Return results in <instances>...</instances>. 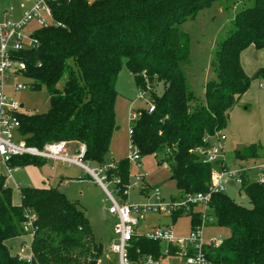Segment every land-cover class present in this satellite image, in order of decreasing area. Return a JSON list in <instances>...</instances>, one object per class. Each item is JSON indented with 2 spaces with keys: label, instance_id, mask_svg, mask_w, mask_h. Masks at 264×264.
Wrapping results in <instances>:
<instances>
[{
  "label": "trees",
  "instance_id": "1",
  "mask_svg": "<svg viewBox=\"0 0 264 264\" xmlns=\"http://www.w3.org/2000/svg\"><path fill=\"white\" fill-rule=\"evenodd\" d=\"M217 0H48L54 24L35 27L38 47L22 51L24 75L32 88L41 85L49 95V108L41 113H20V134L28 145L64 140L85 146L84 161L107 163L113 130L117 127L114 102L116 81L123 61L138 90L149 92L153 111L133 109L136 119L130 141L141 157L153 155L157 165H167L180 193L205 192L212 163L204 162L198 149H206L213 136L225 128L228 111L247 91L251 81L264 78V67L252 77L241 64L240 54L250 45L264 47V0L238 10L225 37L217 41L211 60L212 77L203 96L195 97L180 63L189 57L190 37L178 25ZM230 1V0H228ZM161 83L160 93L155 84ZM241 161L264 159V149L249 144L234 150ZM46 160L14 156L8 168L41 164ZM230 167V165H228ZM130 163L117 162L108 172L122 184L129 179ZM248 205L224 192L211 196L207 216L229 229L222 239L223 253L209 254L213 264H264V184L243 173L238 189ZM20 205L0 177V264H28L13 255L5 241L32 235L30 264H99L103 245L92 231L83 210L54 187H21ZM202 209L190 204L170 215L172 222L188 215L191 228L200 223ZM32 216V229L25 226ZM163 245L145 237L132 239L131 259L151 254L165 257ZM169 254L176 248L168 245Z\"/></svg>",
  "mask_w": 264,
  "mask_h": 264
},
{
  "label": "rangeland",
  "instance_id": "2",
  "mask_svg": "<svg viewBox=\"0 0 264 264\" xmlns=\"http://www.w3.org/2000/svg\"><path fill=\"white\" fill-rule=\"evenodd\" d=\"M249 4H251L250 0H217L210 7L199 10L194 18H188L178 25L179 29L188 33L190 37L189 57L180 63V67L186 77L188 88L195 97L203 96L204 84L212 77L211 60L217 41L225 37L235 13ZM25 5V0H0V11L7 10L12 18L18 17L23 12ZM35 26L36 24L32 22L28 29L32 30ZM255 51L256 49L250 45L240 54V64L250 77L259 69L254 71L255 61L258 60L260 66H264V47L257 51L259 53H257V57H255ZM16 81L23 83L24 88L11 93V95L23 104L22 112L41 113L49 108V95L43 85L37 89L32 88L31 84L34 83V80L24 75H18ZM263 82V77L253 79L244 95L228 111L226 126L221 130L226 136L222 147L227 162L238 165L239 160L234 157V150L243 146L254 143L264 149V87L261 86ZM154 87L157 93L161 92V83L155 84ZM116 90L114 110L117 127L111 135L108 157L112 161L118 162L121 159H127L130 153L128 131L131 109L147 108L151 96L149 92H146L144 98H139V90L124 61L117 77ZM253 163L254 160L250 159L241 161L239 165L248 167ZM88 165L95 166L90 162ZM141 165L130 163L126 197L129 202L145 201V198L140 194V188L135 184L134 175L137 173H146V184L150 187L157 185L166 200L170 196L177 197L180 194L175 183L169 177L168 168L158 166L153 155L142 156ZM61 171L69 173L71 178L65 182L64 178H61ZM251 174L253 175V173ZM0 177L11 189L12 203L17 206L20 205L19 190L21 187L59 186V190L84 211L96 240L103 245L104 249L99 264H119L117 255L109 250V243L114 236V220L107 212L109 203L101 187L81 168L46 160L39 165L30 163L14 166L8 172L7 165L0 161ZM239 187V184L229 183L225 193L237 202L248 205L246 196L238 192ZM167 224L172 225L175 238L186 237L191 229V220L188 215H182L172 222L170 215L146 213L139 217L136 231L140 233L149 230L151 225L163 226ZM202 233L206 240L214 237L224 239L229 235V229L219 226L216 219L210 217L206 226L203 227ZM31 240L30 231H26L21 236L8 239L6 245L13 255L27 259L30 258ZM162 245L164 246V244ZM22 248H24V252L20 253ZM208 250L209 254L225 252L221 244L215 248L210 247ZM179 262L180 259L175 255H167L162 259L163 264H179Z\"/></svg>",
  "mask_w": 264,
  "mask_h": 264
},
{
  "label": "built area",
  "instance_id": "3",
  "mask_svg": "<svg viewBox=\"0 0 264 264\" xmlns=\"http://www.w3.org/2000/svg\"><path fill=\"white\" fill-rule=\"evenodd\" d=\"M30 4L23 10L17 19L12 18L7 10L0 11V161L6 164L14 156H32L45 160H52L61 164L75 165L93 178L103 190L109 205L107 212L115 217L113 225L114 236L109 243V250L118 257L119 264H163L164 257L155 258L151 254L138 259H131L129 246L132 239L145 237L164 244L163 255H175L180 259L179 264H213L207 257L208 248H215L221 244L222 239H204L202 229L206 226L210 217L206 212L211 196L216 192L226 191L229 183H243V173L246 172L249 180L264 184V159H257L250 166H228L224 158L222 143L226 139L225 134L218 132L213 136L204 135L203 141H211L206 149H198L203 161L215 166L211 169V179L208 190L205 192L180 193L177 197L165 199L158 187L151 189L145 201L129 202L127 200L128 183L122 184L118 176L109 177L108 172L117 167V162L109 160L107 163L90 167L89 162L84 161L85 146L80 145L76 152L72 153L67 148L64 140L45 143L39 149L28 145L20 134L19 114L23 106L11 93L24 88V84L16 81L18 75H24L25 61L20 57L22 51L38 47V41L29 30V24L34 22L35 27L54 24L48 0H30ZM34 27V28H35ZM25 76V75H24ZM32 85V84H31ZM264 87V82L261 83ZM146 92L139 90V98H144ZM148 111H153L154 105L150 101ZM136 112L131 109L129 135L133 133V122ZM130 153L127 157L129 163L140 166L141 155L138 149L130 141ZM11 170V168H8ZM253 173V175L251 174ZM146 173L134 175L135 184L143 188ZM190 204H198L202 209L201 221L195 224L186 237L175 238L172 225H156L144 233H137L136 227L139 217L146 213L167 214L178 211ZM25 226L32 229V216L27 218ZM168 245L176 248L174 254H169ZM19 258L23 259L21 256ZM30 264V258L23 259Z\"/></svg>",
  "mask_w": 264,
  "mask_h": 264
},
{
  "label": "crops",
  "instance_id": "4",
  "mask_svg": "<svg viewBox=\"0 0 264 264\" xmlns=\"http://www.w3.org/2000/svg\"><path fill=\"white\" fill-rule=\"evenodd\" d=\"M26 1V5H25V8L31 3L30 2V0H25ZM88 1H93V0H88ZM24 8V9H25ZM23 9V10H24ZM22 14V13H21ZM21 14L18 16V17H13L14 19H17V18H19L20 16H21ZM251 46H253V45H251ZM254 47V46H253ZM259 49H256V51H255V57H257V51H258ZM259 54V53H258ZM261 64H259L258 63V60L257 61H255V70L254 71H256L258 68H262V67H264L263 65L262 66H260ZM260 66V67H259ZM252 72V71H251ZM244 95V94H243ZM76 146H77V148H76ZM80 146V144H78V143H76V142H68L67 143V148H68V150L70 151V152H72V153H74V152H76L75 150H77L78 149V147ZM76 148V149H75ZM155 159V158H154ZM111 160V159H110ZM47 161H52V160H47ZM52 162H55V161H52ZM141 164H142V157H141ZM227 162V161H226ZM55 163H59V162H55ZM59 164H61V163H59ZM61 165H64V164H61ZM227 165H230V166H233V165H237V164H233L232 162H227ZM159 166V165H158ZM160 166H166L167 167V165H160ZM141 167H142V165H141ZM80 168V167H79ZM168 168V167H167ZM129 170H130V168H129ZM169 170V169H168ZM11 170H9L8 169V172H10ZM60 174H61V178H64V180H65V182L68 180V179H70L71 178V176H70V174L69 173H64V172H60ZM169 177H170V171H169ZM145 179H146V177L144 178V181H143V188H141L140 189V194L146 199L147 198V195L149 194V192L151 191V189L152 188H154V187H158L157 185L156 186H154V187H150V186H148L147 184H146V182H145ZM170 179H171V177H170ZM173 180V179H172ZM174 182V181H173ZM60 184V183H59ZM59 187V186H58ZM172 197H174V196H170V198H172ZM169 198V199H170ZM109 214V213H108ZM110 215V217H112L113 218V220H114V223H115V217L113 216V215H111V214H109ZM153 226H155V225H151L150 226V228L151 227H153ZM137 232V231H136ZM145 232V231H144ZM144 232H140V233H144ZM138 233V232H137ZM7 242V240L5 241V243ZM24 252V248H22L21 250H20V253H23ZM17 256H19V255H17ZM30 256H31V250H30ZM98 263H100V260H99V262Z\"/></svg>",
  "mask_w": 264,
  "mask_h": 264
},
{
  "label": "water",
  "instance_id": "5",
  "mask_svg": "<svg viewBox=\"0 0 264 264\" xmlns=\"http://www.w3.org/2000/svg\"><path fill=\"white\" fill-rule=\"evenodd\" d=\"M21 106H23V104H21Z\"/></svg>",
  "mask_w": 264,
  "mask_h": 264
}]
</instances>
